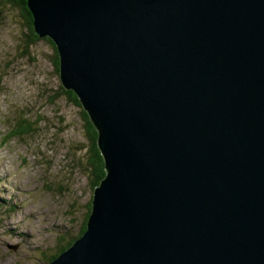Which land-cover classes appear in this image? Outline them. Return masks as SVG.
I'll list each match as a JSON object with an SVG mask.
<instances>
[{"label":"water","instance_id":"obj_1","mask_svg":"<svg viewBox=\"0 0 264 264\" xmlns=\"http://www.w3.org/2000/svg\"><path fill=\"white\" fill-rule=\"evenodd\" d=\"M26 1L107 172L48 264H264V0Z\"/></svg>","mask_w":264,"mask_h":264},{"label":"rangeland","instance_id":"obj_2","mask_svg":"<svg viewBox=\"0 0 264 264\" xmlns=\"http://www.w3.org/2000/svg\"><path fill=\"white\" fill-rule=\"evenodd\" d=\"M0 13V264H48L84 228L92 143L53 45L47 37L28 42L20 7L0 0ZM21 117L33 130L16 136Z\"/></svg>","mask_w":264,"mask_h":264},{"label":"trees","instance_id":"obj_3","mask_svg":"<svg viewBox=\"0 0 264 264\" xmlns=\"http://www.w3.org/2000/svg\"><path fill=\"white\" fill-rule=\"evenodd\" d=\"M2 2L5 4L18 6L22 9L23 14H24V16L28 22V25L30 27V33L27 36L28 42L31 44L34 40H39L40 37L36 33V29L34 26V16L29 9L28 2L26 0H2ZM47 40L53 45L54 49L56 50L55 66L57 69V73L60 74L61 63H60V54H59L58 47H57L56 43L50 37H47ZM68 94H70L74 98L76 103H79L80 99L78 100V98L75 96V94L72 91L69 92ZM81 106L84 108L82 103H81ZM84 110L85 111H83V115L85 116L84 118H85V120L87 122V126H88V134L87 135H88V137H90V140L92 143L91 152L89 153V155H91V159H90L91 166L94 168V170H93V173H94L93 189L95 190V188L98 187L100 185V183L102 182V180L106 177L107 172L105 169L104 158H103L102 153L99 150V146H98V139H99L98 130L95 127V125L93 124V122L91 121L89 113L86 111L85 108H84ZM31 130H33V124L25 121V119L23 117H21L19 120V123L15 127L13 133L16 136H23V135H28ZM92 209H93V206L91 203L89 206V212H88L86 220H85L84 228L82 229L81 233L78 235L77 238H80L86 232L87 227H88L89 218H90L91 213H92ZM72 244L73 243L70 242V243H68V245H64L63 248L60 250V252L58 254L54 255L49 260V262L53 261V259H56L61 253H63L67 249H69Z\"/></svg>","mask_w":264,"mask_h":264},{"label":"bare ground","instance_id":"obj_4","mask_svg":"<svg viewBox=\"0 0 264 264\" xmlns=\"http://www.w3.org/2000/svg\"><path fill=\"white\" fill-rule=\"evenodd\" d=\"M100 150V149H99ZM77 240V239H76ZM54 260V259H53Z\"/></svg>","mask_w":264,"mask_h":264}]
</instances>
